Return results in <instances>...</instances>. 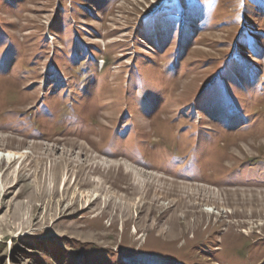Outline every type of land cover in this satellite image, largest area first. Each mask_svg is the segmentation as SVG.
<instances>
[{
    "label": "rangeland",
    "instance_id": "374dc122",
    "mask_svg": "<svg viewBox=\"0 0 264 264\" xmlns=\"http://www.w3.org/2000/svg\"><path fill=\"white\" fill-rule=\"evenodd\" d=\"M7 151L0 264H264V0H0Z\"/></svg>",
    "mask_w": 264,
    "mask_h": 264
},
{
    "label": "bare ground",
    "instance_id": "6f19581e",
    "mask_svg": "<svg viewBox=\"0 0 264 264\" xmlns=\"http://www.w3.org/2000/svg\"><path fill=\"white\" fill-rule=\"evenodd\" d=\"M9 153H11L12 155H9ZM0 158H3V159L6 158L8 160H12V159L15 160V159L20 158V156L18 154L14 153L13 151H7L5 153H1ZM123 167L125 168V170L128 171V174H126L128 176H129V173H136V176L141 175V172L137 171L135 168L131 167L130 165H127L126 163H123ZM134 180H136V178ZM173 184H172V186H173ZM169 187H171V186H169ZM174 188H176V187H174ZM163 189H165V188H163Z\"/></svg>",
    "mask_w": 264,
    "mask_h": 264
},
{
    "label": "snow or ice",
    "instance_id": "6c2138e0",
    "mask_svg": "<svg viewBox=\"0 0 264 264\" xmlns=\"http://www.w3.org/2000/svg\"><path fill=\"white\" fill-rule=\"evenodd\" d=\"M9 155H12L11 153H9Z\"/></svg>",
    "mask_w": 264,
    "mask_h": 264
}]
</instances>
